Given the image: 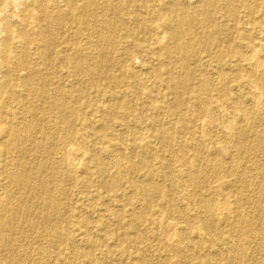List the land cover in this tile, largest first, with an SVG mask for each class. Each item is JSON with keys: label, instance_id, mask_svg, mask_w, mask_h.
<instances>
[{"label": "rangeland", "instance_id": "374dc122", "mask_svg": "<svg viewBox=\"0 0 264 264\" xmlns=\"http://www.w3.org/2000/svg\"><path fill=\"white\" fill-rule=\"evenodd\" d=\"M263 31L264 0H0V264H264Z\"/></svg>", "mask_w": 264, "mask_h": 264}, {"label": "bare ground", "instance_id": "6f19581e", "mask_svg": "<svg viewBox=\"0 0 264 264\" xmlns=\"http://www.w3.org/2000/svg\"><path fill=\"white\" fill-rule=\"evenodd\" d=\"M53 1V0H52ZM189 1V0H188ZM191 1V0H190ZM55 2V1H54ZM198 3V2H197ZM65 4V3H64ZM188 4V3H187ZM110 5V4H109ZM119 5V4H118ZM192 5V4H191ZM65 6V5H64ZM74 6V5H73ZM243 6V5H242ZM52 7V6H51ZM56 8V7H55ZM71 8V7H70ZM25 11V10H24ZM40 11V10H39ZM51 11V10H50ZM174 11V10H173ZM38 14V13H37ZM47 16V15H46ZM52 16V15H51ZM44 17V16H43ZM70 19V18H69ZM175 19V18H174ZM43 21V20H42ZM54 22V21H53ZM229 22V21H228ZM183 23H185V21H182V22H180L179 24L181 25V24H183ZM47 24V23H46ZM162 25V24H161ZM25 26H27V25H25ZM29 26V25H28ZM43 26V25H42ZM57 26V25H56ZM68 26V25H67ZM100 26V25H99ZM34 27V26H33ZM66 27V26H65ZM62 29V28H61ZM165 29V28H164ZM260 29V28H259ZM55 30V29H54ZM159 30V29H158ZM175 30V29H174ZM174 30H173V28H170L169 30H168V32L170 33V35H172L173 33H174ZM258 30V29H257ZM56 31V30H55ZM160 31V30H159ZM178 31V30H177ZM32 32H33V30H32ZM179 32V31H178ZM264 32V31H263ZM259 33V32H258ZM160 34V33H159ZM161 34H162V32H161ZM166 34V33H165ZM164 34V35H165ZM233 34V33H232ZM173 35H176V34H173ZM159 36V35H158ZM160 36H162V35H160ZM260 38L258 39V40H260V43L259 44H261L260 46H261V48L260 49H256L254 46L253 47H247V48H249V50H250V54H249V56L247 55V53H246V57L244 58V63L245 64H249V65H251V64H253L254 63V65H253V68H255V69H253V70H250L252 73H253V75H258V73H259V71H260V69H262V68H264V33H262L261 32V35L259 36ZM107 38V37H106ZM159 38V37H158ZM53 39V38H52ZM160 40H161V38H159ZM163 40V39H162ZM115 42V41H114ZM161 41H159L158 43H160ZM25 43V42H24ZM23 43V44H24ZM50 43V42H49ZM206 43V42H205ZM204 43V44H205ZM229 43V42H228ZM191 46V45H190ZM205 46V45H204ZM42 47V46H41ZM78 47V46H77ZM252 48H254V49H252ZM258 48V47H257ZM64 50V49H63ZM185 51H187L188 49L187 48H185L184 49ZM92 58V57H91ZM179 59V58H178ZM198 60V59H197ZM82 61V60H81ZM152 61V60H151ZM153 63V62H152ZM249 65H246V66H249ZM110 66V65H109ZM87 68V67H86ZM240 70V69H239ZM191 71V70H190ZM36 72V71H35ZM261 72H263V71H261ZM66 74V73H65ZM137 75V74H136ZM188 76V78L190 79L191 78V75L190 74H188L187 75ZM218 76V75H217ZM34 78V77H33ZM96 79V78H95ZM150 79V78H149ZM152 79V78H151ZM142 80V79H141ZM140 80V81H141ZM30 81V80H29ZM254 81V80H253ZM143 82H144V80H143ZM248 83H250V82H248ZM256 83V82H255ZM251 84V83H250ZM98 85V84H97ZM143 85V84H142ZM244 85V84H243ZM255 86H257L256 84H255ZM254 86V91L252 92V90L250 91L249 90V93L251 92L252 94H253V97H254V102L255 103H257L258 104V106L260 105L259 103L261 102L260 101V96L261 95H259V90H258V87H255ZM206 87V86H205ZM248 87V86H247ZM251 87H253V86H251ZM250 88V87H249ZM248 88V89H249ZM255 88L258 90V92L255 90ZM241 89V88H240ZM47 90V89H46ZM181 91V90H180ZM261 91H263L262 89H261ZM40 92H41V90H40ZM104 92V91H103ZM229 95V94H228ZM40 96V95H39ZM44 96H45V94H44ZM252 97V98H253ZM263 97H264V95H263ZM262 97V98H263ZM135 99V98H134ZM264 99V98H263ZM76 100V99H75ZM79 100V99H78ZM120 100V99H119ZM136 100V99H135ZM244 100V99H243ZM107 101V100H106ZM147 101V100H146ZM138 102V101H137ZM242 102V101H241ZM218 103H219V101H218ZM217 103V104H218ZM253 103V102H252ZM251 103V104H252ZM263 103V102H262ZM39 104V103H38ZM144 104V103H143ZM201 104V103H200ZM215 104V103H214ZM223 104V103H222ZM40 105V104H39ZM57 105V104H56ZM225 105V104H224ZM152 106V105H151ZM223 106V105H222ZM198 107V106H197ZM217 107H220V106H217ZM245 107V106H244ZM252 107H254V108H256L254 105L252 106ZM41 108H43V107H41ZM221 108V111L223 112V110H222V107H220ZM261 108V107H260ZM224 109V108H223ZM259 109V108H258ZM104 110H106V109H104ZM199 111V110H198ZM256 111H258L257 109H255L254 111H252V110H248V111H246L245 113H244V111L242 112L243 114H244V118H246V119H251V118H253L254 116H256L255 114V112ZM106 112V111H105ZM240 112V111H239ZM205 115V114H204ZM259 115V114H258ZM13 116V115H12ZM184 116V115H183ZM229 116V115H228ZM35 117H36V115H35ZM227 117V116H226ZM231 117V119L233 118V116H230ZM236 117V116H235ZM256 118V117H255ZM207 119V118H206ZM254 119V118H253ZM262 119V118H261ZM145 120V119H144ZM185 120V119H184ZM224 120H225V118H224ZM227 120V119H226ZM225 120V121H226ZM200 121V120H199ZM229 120H227V122H228ZM240 121V120H239ZM244 121V120H243ZM245 121H247V120H245ZM136 122V121H135ZM152 122V121H151ZM205 122V121H204ZM206 122H207V120H206ZM230 122H232V120L230 121ZM248 123V122H247ZM226 124V123H225ZM224 124V125H225ZM233 124H234V122H233ZM251 124V123H250ZM185 125V124H184ZM231 125V124H230ZM245 125V124H244ZM202 126V125H201ZM228 126V125H227ZM226 125H225V127H227ZM254 126V125H253ZM147 127V126H146ZM203 127V126H202ZM231 128H232V126H230ZM117 128V127H116ZM135 128V127H134ZM148 128V127H147ZM204 129V128H203ZM38 130V129H37ZM144 130V129H143ZM223 130V129H222ZM135 131V130H134ZM213 131V130H212ZM229 131V130H228ZM227 131V132H228ZM234 131V130H233ZM143 132V131H142ZM203 132V131H202ZM201 132V133H202ZM222 132V131H221ZM147 133V132H146ZM205 134V133H204ZM228 134V133H227ZM143 135V134H142ZM203 135V134H202ZM229 135V134H228ZM235 135V134H234ZM250 135V134H249ZM227 136V135H226ZM23 137V136H22ZM137 137V136H136ZM141 137V136H140ZM142 138V137H141ZM203 138V137H202ZM224 138V137H223ZM139 139V138H138ZM123 140V139H122ZM143 140V139H142ZM258 140V139H257ZM51 141V140H50ZM110 141V140H109ZM169 141H170V139H169ZM153 142V141H152ZM221 142V141H220ZM115 143V142H114ZM203 143H204V141H203ZM239 143V142H238ZM219 144V143H218ZM115 145V144H114ZM258 145V144H257ZM72 146V145H71ZM113 146V145H112ZM122 146V145H121ZM33 147V146H32ZM42 147V146H41ZM25 150V149H24ZM82 150V149H81ZM38 151V150H37ZM80 150L76 147V148H69V151L67 150V152H69L68 154H69V156H71V157H75V159L74 158H72L73 159V162H71V160H70V165L73 167V166H76L75 164V162H80V160L82 159H80V158H78L79 156H82V152L80 153L79 152ZM21 152V151H20ZM85 153V152H84ZM136 153V152H135ZM222 153V152H221ZM240 153V152H239ZM262 153V152H261ZM111 154V153H110ZM174 155V154H173ZM261 155V154H260ZM29 156V155H28ZM67 157V156H66ZM121 157V156H120ZM116 159V158H115ZM238 159V158H237ZM68 160V159H67ZM215 160V159H214ZM217 160V159H216ZM48 161V160H47ZM173 161V160H172ZM238 161V160H237ZM249 162V161H248ZM67 163V162H66ZM236 163H238V162H236ZM240 163V162H239ZM68 164V163H67ZM245 164V163H244ZM69 165V164H68ZM69 165V166H70ZM78 165V164H77ZM173 165V164H172ZM230 166V165H229ZM236 166V165H235ZM108 167V166H107ZM26 168V167H25ZM230 168V167H229ZM236 168V167H235ZM253 169V168H252ZM37 171V170H36ZM71 171H73V170H71ZM35 172V171H34ZM165 172V171H164ZM83 173V172H82ZM245 173V172H244ZM24 174L25 175H27L28 174V171L27 170H25L24 171ZM24 176V175H23ZM152 176V175H151ZM178 176V175H177ZM240 176V175H239ZM255 176V175H254ZM24 177H26V176H24ZM171 177V176H170ZM213 177V176H212ZM29 178V177H28ZM27 179V178H26ZM149 179V178H148ZM157 179V178H156ZM255 179V178H254ZM24 180V178L22 177V179H20L19 180V182H22ZM184 180V179H183ZM189 180V179H188ZM194 180V179H193ZM25 181V180H24ZM191 181V180H190ZM255 181V180H254ZM193 182V181H192ZM25 183V182H24ZM188 183V182H187ZM261 184V183H260ZM259 184V185H260ZM24 185V184H23ZM171 185V184H170ZM202 185V184H201ZM211 185V184H210ZM242 186V185H241ZM38 187V186H37ZM214 187V186H213ZM22 188V187H21ZM20 188V189H21ZM185 188V187H184ZM263 188V187H262ZM19 189V190H20ZM188 189V188H187ZM250 189V188H249ZM172 191V190H171ZM185 191V190H184ZM252 193V192H251ZM260 193V192H259ZM0 194H2V193H0ZM46 195V194H45ZM35 196V195H34ZM15 197V196H14ZM261 197V196H260ZM251 198V197H250ZM27 199V198H26ZM218 199V198H217ZM190 200V199H189ZM229 200H230V198H229ZM193 202V201H192ZM218 202V201H217ZM229 202V201H228ZM35 203V202H34ZM188 203V202H187ZM219 203V202H218ZM244 203V202H243ZM224 204V203H223ZM220 205V204H219ZM222 205V204H221ZM216 206V205H215ZM226 206H227V203H226ZM209 207V206H208ZM224 206H221V208H223ZM220 208V207H219ZM219 208H218V212L220 211L219 210ZM153 209V208H152ZM226 208H224V210H225ZM146 211V210H145ZM183 211V210H182ZM185 211V210H184ZM221 211H222V209H221ZM187 212V211H186ZM22 213V212H21ZM38 213V212H37ZM239 215V214H238ZM245 215V214H244ZM248 215V214H247ZM32 216V215H31ZM138 216V215H137ZM240 216V215H239ZM33 217V216H32ZM216 217V216H215ZM163 220V218H160V220ZM45 220V219H44ZM219 220V219H218ZM170 221V220H169ZM245 221V220H244ZM243 221V222H244ZM168 222V221H167ZM171 223V222H170ZM213 223V222H212ZM159 224H160V222H159ZM165 224H167V223H165ZM172 224V223H171ZM173 224H175L174 222H173ZM161 225V224H160ZM163 225V224H162ZM161 225V226H162ZM243 225H244V228L245 229H247L246 227L248 226L247 224H246V222H244L243 223ZM178 226V225H177ZM168 228H167V231H168V229L170 228V230H171V232L173 231L174 232V228L176 227V225H175V227L173 226V225H169V226H167ZM180 227V226H179ZM178 227V228H179ZM256 229V228H255ZM75 230V229H74ZM78 230V229H77ZM166 229H164V231H165ZM176 230V229H175ZM179 230V229H178ZM250 230V229H249ZM253 230V229H252ZM166 231V232H167ZM215 231V230H214ZM78 232V231H77ZM171 232H170V234H171ZM247 232V231H246ZM72 234H73V232H71ZM83 233V232H82ZM200 233V232H199ZM71 234V235H72ZM75 234V233H74ZM79 234H80V232H79ZM167 234V233H166ZM175 234V233H174ZM178 234V233H177ZM248 234V233H247ZM86 235V234H85ZM172 235H173V233H172ZM171 235V236H172ZM179 235V234H178ZM177 235V236H178ZM210 235V234H209ZM245 235V234H244ZM170 236V237H171ZM175 236H176V234H175ZM249 236V235H248ZM169 237V238H170ZM174 237V235L172 236V238ZM179 237V236H178ZM202 237V236H201ZM243 237V236H242ZM104 238H106V237H104ZM175 238V237H174ZM184 238V237H183ZM202 238H204V237H202ZM108 239H110V238H108ZM209 239V238H208ZM43 240V239H42ZM107 240V239H106ZM87 241V240H86ZM171 241V240H170ZM180 242V241H179ZM108 243H110L109 242V240H108ZM78 244V243H77ZM228 244V243H227ZM252 244V243H251ZM220 246V245H219ZM110 247V246H109ZM246 248V247H245ZM247 249V248H246ZM259 249V248H258ZM230 251V250H229ZM41 253V252H40ZM223 253V252H222ZM229 253V252H228ZM13 254V253H12ZM22 255V254H21ZM212 255V254H211ZM221 255V254H220ZM76 256V255H75ZM172 257H174V256H172ZM177 257V256H176ZM244 258V257H243ZM77 260V259H76ZM256 260V259H255ZM29 264V263H28Z\"/></svg>", "mask_w": 264, "mask_h": 264}]
</instances>
